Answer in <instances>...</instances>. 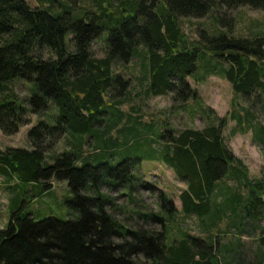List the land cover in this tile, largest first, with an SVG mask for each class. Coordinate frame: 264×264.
Wrapping results in <instances>:
<instances>
[{"label": "trees", "instance_id": "trees-1", "mask_svg": "<svg viewBox=\"0 0 264 264\" xmlns=\"http://www.w3.org/2000/svg\"><path fill=\"white\" fill-rule=\"evenodd\" d=\"M36 1L32 7L29 0H0V131L12 136L31 115L53 110L28 131L29 149H0V177L13 194L8 227L0 230V264H243L240 237L264 221V173L249 177L222 130L228 120L241 133L253 129L264 149V128L238 102L264 99V28L236 36L204 25L190 44L179 19L240 7L264 16V0ZM215 21L227 24L222 16ZM132 58L140 77L131 70V79L123 78L115 63L126 68ZM209 76L231 85L237 112L217 117L197 98L187 79L203 83ZM14 81L29 86L25 100L9 91ZM133 81L145 87L139 93L146 99L170 95L173 108L206 120L202 129L181 131L165 121L155 149L158 161L186 185L179 194L181 213L198 220L205 238L181 229L171 236L177 210L165 194L158 211L135 212L145 226L115 217L121 207L111 193L122 191L131 201L139 185L140 161H118L138 137L140 122L117 111L118 97ZM121 121V141L101 131L105 123L117 129ZM60 143L64 149L54 152ZM90 147L92 153L85 150ZM53 181L67 183V218L36 220L22 210L17 191L22 185L25 195V186L40 185L46 192ZM216 231L227 240H217ZM258 233L250 264H264V226Z\"/></svg>", "mask_w": 264, "mask_h": 264}, {"label": "rangeland", "instance_id": "rangeland-1", "mask_svg": "<svg viewBox=\"0 0 264 264\" xmlns=\"http://www.w3.org/2000/svg\"><path fill=\"white\" fill-rule=\"evenodd\" d=\"M29 3L32 7L37 6L36 0H29ZM221 16L227 22L225 26L217 24L215 21V19ZM179 24L187 36V41L192 44L197 42L198 29H202L204 25L218 28V30L222 31L230 29V32L236 36H249L256 30L264 28V16L262 12L248 7H240L233 11H225L224 8H221L218 12H214L203 19H179ZM93 52L97 57L103 55V51L98 44L93 45ZM136 64L137 60L132 58L128 64H125L126 68H121L122 66L119 63H115L114 69L116 72L121 73V75L123 74V78L131 79L132 73L135 74L134 77L139 78L140 76L136 75ZM187 81L191 88L196 91L197 98L201 100V103L210 108L217 117H227L233 109L236 112L238 111V107H234L233 104L231 85L226 80L218 76H209L203 83H197L191 78H188ZM136 85V81L130 82L127 87V95H121L117 99L120 101L117 111L125 118L128 116V118L130 117L134 121L138 120L140 122L136 142H128L122 149L124 155L119 157L118 161L121 159L140 161L135 170V174L139 178V185L132 191L131 201L122 191L111 193L115 197L116 205L121 207L119 211L115 212V217L124 220L127 225L145 226L141 220H137L135 212L137 210L158 211L159 195L165 194L177 210L173 227L171 226L170 230L171 236L176 237L181 229L189 236L200 239L205 238L206 235L203 233L198 220L194 216H184L181 213L179 194L186 188V185L177 178L170 167L166 166L162 161H158L155 149L160 148L158 134L163 131L165 121H168L170 129L181 131L185 128L202 129L205 126L206 120L201 116L190 117L180 107L176 106L173 108L170 95L146 99L142 93H139L140 91H144L145 87L142 85V87H136ZM9 91L15 94L18 99L25 100L29 94V86L23 81H14L10 84ZM238 102L239 107L249 110L254 115L256 127L261 126L264 128V99L252 103L244 98H239ZM192 105L191 101L188 102L187 109L192 107ZM51 112L53 113V110L50 109L43 113L41 117L31 115L30 123L21 127L18 133L12 136H6L0 131V149H29L28 131L36 125V122L40 118L51 115ZM136 114L138 118H136ZM105 124L101 128V131L109 132V135L113 139L121 141L124 122L121 121L117 129L115 127L108 129ZM235 128V122L228 120L226 127L222 130L224 140L233 155L246 166L249 177L259 178L264 173V149L256 141V133L253 129L246 133H241L240 130H235ZM92 141L93 139H89V143ZM92 147L84 149L92 153ZM63 149V144L60 143L53 151L60 152ZM51 184V189L46 192L43 191L40 185L25 186L27 190L25 195L22 193L24 186L21 185V189L19 188L17 191V196L24 203L22 210L29 211L36 220L47 217H54L60 220H66L67 218L65 203L71 199L67 183L66 181H53ZM7 186L3 178L0 177V230L7 229L11 215L10 208L13 207L9 198L13 194L7 189ZM255 224L257 231L249 230L246 233H242L240 237L241 245L239 252L244 256L243 264H250L255 260L258 245L256 241L259 236L258 230L259 227L264 226V221L258 220ZM151 226L158 228L157 225ZM215 233L217 234L216 239L221 243L225 242L226 238H228L222 232L217 233L216 231Z\"/></svg>", "mask_w": 264, "mask_h": 264}]
</instances>
